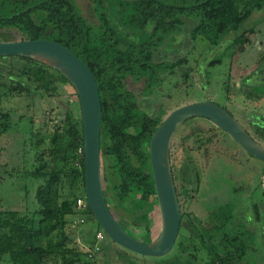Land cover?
I'll list each match as a JSON object with an SVG mask.
<instances>
[{"label":"trees","instance_id":"obj_1","mask_svg":"<svg viewBox=\"0 0 264 264\" xmlns=\"http://www.w3.org/2000/svg\"><path fill=\"white\" fill-rule=\"evenodd\" d=\"M92 4L97 24L88 22L74 0H0V42L15 37L54 41L92 72L101 100L106 202L109 207L133 210L132 222L141 232L140 241L147 244L152 240L151 230L146 214L139 211L148 202L156 203L148 145L162 121L160 116L167 113H146L138 98L158 92L165 82L163 74L176 79L178 73H184L192 82L196 73L193 67L183 70L185 59L164 62L158 55L177 47L185 18L195 21L191 39H203L209 50L245 44L247 33L253 30L247 27L249 19L264 13V0H92ZM232 34L230 42L227 38ZM224 50L209 65L220 64L227 55ZM65 84L68 82L61 74L32 59L0 58V136L10 128L1 108L3 98L49 99ZM248 95L255 100L264 97V86L258 85ZM202 124L210 126L206 120ZM261 133L264 135V130ZM44 137L49 145L41 148L43 138L36 141V147L31 148L33 163L24 173L28 185L36 184L34 210L0 209V264H98V253L92 249L98 224L88 207L85 211L76 208L84 190L81 118L65 111L55 130ZM257 214L254 221L264 234V213L257 210ZM80 219L84 222L75 224ZM88 222L94 225L81 229ZM253 233L244 222L226 221L206 243L200 240L188 247L178 237L174 258L179 264H194L203 249L208 260H200L202 264H241L250 251ZM126 260L139 263L137 258Z\"/></svg>","mask_w":264,"mask_h":264},{"label":"rangeland","instance_id":"obj_2","mask_svg":"<svg viewBox=\"0 0 264 264\" xmlns=\"http://www.w3.org/2000/svg\"><path fill=\"white\" fill-rule=\"evenodd\" d=\"M74 1L88 22L97 24L98 17L93 11L92 0ZM260 17H264V13L253 14L247 27L250 28L252 22L257 21ZM194 26L195 21L193 19L185 18L181 29V38L178 37V43L181 46L177 44L176 48L162 50L159 59L175 61L186 58L188 64L193 68H195V63L199 66L201 64L199 74L203 75L208 90L200 91V86L194 81L189 98L191 100L206 98L224 108L226 106V110L244 128L247 127L259 143L264 145V135L256 134L251 130L243 113L246 111L257 119L260 116L264 117V98L257 101L249 100L243 92L245 78L264 64L262 60L264 58V19L254 25L251 32L247 33V42L236 48L233 56H224L222 64L215 67H207L206 62L215 54L217 57L220 56L222 51L215 53L216 51L213 50L208 57L207 42L201 38L191 40L190 33ZM14 40H19V38L15 37ZM255 74L248 78V85L252 91L255 90V87L252 88ZM58 87V93L49 99L47 97L30 99L24 96H9L1 100L2 111L8 116L10 123L9 131L0 136L1 210L10 209L19 212L34 210L36 184L28 185V179L25 180L26 177L24 176L25 171L29 170L33 163L34 151L31 148L36 147V141L40 138H43V143L39 145L41 148L49 145L48 139H45L44 136L55 130L65 111H70L77 118L81 116L78 98L70 85L65 84ZM172 93L173 97L170 100H167L165 96L155 94L147 99L149 106L153 103L160 105L173 102V108H178L174 103H179L182 98L186 97L177 90ZM194 119L184 122L183 126L186 127L176 134L170 148V162L174 169L175 186L179 194L185 193L184 190L189 188L188 185H184L180 177L181 170L186 168L191 176L195 175L198 179L196 185L190 186L189 190L187 189L188 199L184 200L182 204V213L189 216L205 238L208 236L207 225L212 222V217L217 225H220L228 215L235 216L236 222L247 221L245 223L247 229L255 233L251 235L249 240L250 251H247V257H244L241 264H264V234L262 231L260 232L261 228L258 225L246 220L248 219L246 209L249 207L247 213L250 214L253 203L257 204L254 217L258 215L257 210L264 213V200L259 203L260 194L253 193L258 181L261 187L264 184L263 174L260 173L261 167H259L258 173L254 171V165L262 163L256 159L252 161H246L244 157L239 159L241 153L236 147L226 142L223 132L204 128L200 122L192 121ZM198 120L202 121L201 119ZM101 166L103 170H106L103 163ZM257 166L255 165V167ZM192 180L194 181L193 178ZM227 202L231 203V209L224 210L222 207H218ZM109 208L117 219L122 218L125 221L118 220L122 227L127 226L132 234H138V228L133 224L132 217L128 216L129 213L116 210L111 206ZM127 210L131 211V208L128 207ZM139 212L146 214L147 223L154 238L160 228L157 203L148 202L145 208ZM93 225L88 222L81 229H89ZM68 228L65 229L66 233L69 232ZM183 234H185L184 231ZM76 240L78 243L79 239ZM83 247L88 248V245L85 244ZM117 247L112 245L104 251L101 250L98 254V264H126L125 258L118 256L117 250L124 251L131 258H137L139 263L136 262V264H157L166 258L169 259L168 264H179L178 260L174 258L176 254L174 248L168 255L161 258H140L141 256L138 258ZM198 257L208 260L206 251H204V255H198Z\"/></svg>","mask_w":264,"mask_h":264},{"label":"water","instance_id":"obj_3","mask_svg":"<svg viewBox=\"0 0 264 264\" xmlns=\"http://www.w3.org/2000/svg\"><path fill=\"white\" fill-rule=\"evenodd\" d=\"M8 56L29 58L54 69L73 89L78 98L82 122L83 197L98 224V230L131 256L136 254L141 256L140 258H161L174 248L180 228L181 210L172 177L169 146L174 132L184 121L199 117L209 120L214 126L225 131L245 152L264 162V145L255 141L240 123L219 105L201 101L173 110L149 141L150 167L160 228L149 243H143L119 225L106 202L101 166V100L92 72L64 46L46 39L0 42V58Z\"/></svg>","mask_w":264,"mask_h":264},{"label":"flooded vegetation","instance_id":"obj_4","mask_svg":"<svg viewBox=\"0 0 264 264\" xmlns=\"http://www.w3.org/2000/svg\"><path fill=\"white\" fill-rule=\"evenodd\" d=\"M77 5V4H76ZM78 7V6H77ZM258 23V21H254L253 22V24H251V27L250 28H253L254 27V25H256ZM180 38H181V35H180ZM234 37H233V34H232V36H230V38H227V40H229L230 42H231V40L233 39ZM183 39V38H182ZM192 40V39H191ZM226 44H228V43H226ZM226 44H224V45H226ZM178 45H180V43H178ZM177 45V46H178ZM243 45V44H242ZM181 46V45H180ZM239 46H241V45H237V46H231L230 47V49L229 50H224L222 47H224V46H222L221 48L224 50V51H226V53H227V56L228 57H231V56H233L234 55V50L236 49V48H238ZM180 48V47H179ZM179 50V49H178ZM207 50H208V54H207V56L209 57L210 56V54H211V52H213V50H215L216 52L215 53H218V52H220V51H223V50H219V48H215V49H211V50H209V45H208V47H207ZM216 55V54H215ZM215 55H214V57H215ZM159 57H160V54L158 55ZM226 56V55H225ZM159 57H158V60H160L159 59ZM223 58V57H222ZM222 58H221V63H220V65L222 64ZM182 59H185L186 60V64H185V66H183L184 68H183V70L184 69H186V68H188V67H191L189 64H188V62H187V59L186 58H182ZM211 59H213V57L212 58H209V61L211 60ZM263 61H264V58L262 59ZM160 61H164L165 62V60H160ZM209 61H207L206 62V65H207V67H215V66H217V65H219V64H216V65H209ZM168 62H173V61H168ZM200 66H201V64H200ZM200 66H199V64H197V63H195V68H196V74H194L195 76H194V80L192 81V82H194V81H196L197 82V84L200 86V91H207L208 90V85H206V83H205V81H204V78H203V75L202 74H199L200 72H201V69H200ZM261 68V69H260ZM254 73H256L254 76H255V78H254V86H252V88H254V87H257L258 85H263L264 86V64L261 66V67H259V69L257 70H254V71H252L246 78H245V80H244V88L243 87H241V88H243V92L245 93V95H246V97H247V99H249V100H254V101H257V100H255L252 96H250V95H248L249 93H252L253 91L251 90V87H250V85H248V78L250 77V76H252ZM184 73L183 74H181L180 75V73H178L177 75H176V79H175V77L174 76H171V75H169V74H163L162 75V79L165 81L164 83H163V85H161V87H159L158 88V92H154L152 95H149V96H141V98H138L139 99V102L141 103L142 102V106L145 108V110H146V113H149V114H152V115H159L160 116V114L164 111L165 113H167L165 116H160V118L162 119V121H161V123L165 120V118L173 111V110H175V109H177V107L176 108H173V106H172V104H173V102H169V103H163V104H160V105H157V104H155V103H153V104H150V106H149V104H148V101H147V99L148 98H150V97H152V96H154L155 94H159V95H161V96H165L166 97V99L168 100H170V99H172V97H173V93L172 92H174L175 90H177L180 94L182 93L183 94V96L184 97H186V98H182V100H181V102H179V103H174V104H176V106H178V108L179 107H181V106H184V105H187V104H190V103H196V102H201V101H207V102H212V103H215V102H213V101H211V100H207L206 98H204V99H199V100H196V99H192L191 100V98H189V93H190V89L192 88V82L189 80V79H186V78H184ZM173 79H175V81L173 80ZM203 79V80H202ZM257 81V82H256ZM168 86V87H167ZM167 87V88H166ZM164 88V89H163ZM57 94V93H56ZM55 94V95H56ZM186 94V95H185ZM54 95V96H55ZM264 97H261L260 99H263ZM187 99V100H186ZM260 99H258V100H260ZM215 104H217V105H219L220 107H222L224 110H226L227 109V107L225 106V108L223 107V106H221L220 104H218V103H215ZM159 111H162L161 113H158L157 114V112H159ZM227 111V110H226ZM228 112V111H227ZM229 113V112H228ZM243 113H244V115L246 116L245 118H246V120H247V122H248V124H249V127L251 128V130H253L256 134H259V133H261L263 130H264V121H262V117L260 116L258 119L257 118H255V117H253L252 115H250V114H248L246 111H243ZM230 114V113H229ZM231 116H232V114H230ZM233 118H235L234 116H232ZM199 119H201L202 121H204L205 122V120L206 121H208L209 122V124H210V126L208 125V126H205V125H203L202 124V121H199V120H192V121H197V122H200L202 125L201 126H203L204 128H208V129H210V130H218V131H221V132H223L224 133V137H225V139L227 140L226 142H228V143H230V145H233V147H236L237 149H238V151H239V153H241L240 155H241V157H239V159L240 158H242V157H244L245 159H246V161L248 160V161H252V160H254V159H256V158H254L252 155H250V154H248L247 152H245L237 143H235L234 141H233V139L225 132V131H223L222 129H220V128H218V127H216V126H214L209 120H207V119H205V118H200L199 117ZM236 119V118H235ZM191 120V119H190ZM237 120V119H236ZM187 121V120H186ZM186 121H184V122H186ZM238 121V120H237ZM184 122L177 128V130L174 132V134H173V136H172V138H171V141H170V146H169V157H170V148H171V145H172V142H173V140H174V138H175V136H176V134H178L179 133V131L181 130V129H183V128H185L186 126H183V124H184ZM160 123V124H161ZM160 124H159V126H160ZM208 124V123H207ZM241 125V124H240ZM158 126V127H159ZM183 126V127H182ZM242 126V125H241ZM245 126V125H244ZM157 127V128H158ZM182 127V128H181ZM243 127V126H242ZM246 127V126H245ZM244 128V127H243ZM245 129V131L255 140V141H257V142H259L257 139H255L254 138V136L250 133V131H249V129L246 127V128H244ZM156 131V130H155ZM262 134V133H261ZM150 141V140H149ZM149 146V145H148ZM149 152V151H148ZM245 154V155H244ZM238 159V160H239ZM256 160H258V159H256ZM102 161V160H101ZM149 161H150V156H149ZM258 161H260V160H258ZM243 162H245V161H243ZM246 164H247V162H245ZM260 163H262V164H255L257 167H255V165H254V168H255V172H259V167H261V170H260V173H262L263 174V177H264V162H261L260 161ZM170 165H171V162H170ZM246 167V166H245ZM102 171H103V169H102ZM171 171H172V177H173V181H174V185H175V174H174V169H173V166L171 165ZM180 177L182 178V180H183V183H184V185L186 186V185H188L189 186V188H187L188 190L190 189V186L191 187H193V185H196V183H197V181H198V179H197V176H191L190 174H189V172H188V170H186V168H184V170H181V175H180ZM192 178L194 179V181L192 180ZM195 182V183H194ZM257 184L258 185H256V187H255V190H253V193H255V192H257V193H259L260 194V196H261V198H260V202L259 203H262L263 202V200H264V184L262 185L263 187H261V185H260V183H259V181L257 182ZM175 188H176V186H175ZM184 190L185 191V193H181V194H179V192H178V190H177V188H176V192H177V196H178V199H179V196L181 197L180 199H179V202H180V210H181V207H182V204L184 203V200H187L188 199V190ZM155 201H156V198H155ZM256 203H253V209H251V213L250 214H248L247 213V210L249 209V207L246 209V214H247V216H248V219H246V220H248V222H250V223H254L255 225H258V224H256L255 223V221H254V219H255V217H254V215H255V212H256ZM218 207H222L224 210L225 209H231L230 207H231V203L230 202H227V203H224V204H222V205H220V206H218ZM263 207V206H262ZM128 209V207L125 209V210H122V211H125V212H127V213H129L128 214V216H130V218L132 217V214L134 213L133 212V210L131 209V211L130 210H127ZM116 210H118V209H116ZM120 210V209H119ZM263 212V211H262ZM112 214H113V212H111ZM113 216H114V214H113ZM115 217V216H114ZM214 218H217V217H215L214 216ZM115 219L117 220V222L119 223V221H124L122 218H120V219H117L116 217H115ZM122 219V220H121ZM218 219V218H217ZM119 220V221H118ZM211 223L209 222V224L207 225L208 226V228H207V231H208V236H207V238H205V236L202 234V232H200L199 231V229H197L196 228V226L194 225V223L192 222V220L189 218V216H187V215H185V214H183L182 213V210H181V221H180V228H179V232H178V237L179 238H181V241H183V243H185L186 244V246H188V247H192L193 246V244L196 242V243H198L200 240L201 241H203L204 243H206V242H208L210 239H211V237L213 236H216V234H217V230H218V228L220 227V226H222L223 224H224V222H226V221H230V223L231 222H236V219H235V216H233V215H228L224 220H223V222L220 224V225H217V222L213 219V217H212V219H211ZM125 222V221H124ZM237 224L238 223H243L242 221H240V222H236ZM244 223H246V221L244 222ZM133 224H135L134 222H133ZM119 225H120V223H119ZM136 226H137V228H138V225L137 224H135ZM121 226V225H120ZM122 227V226H121ZM258 227L259 228H261L260 227V225H258ZM126 232H128L131 236H133V237H136L137 239H139L140 240V236H141V232H140V230H139V228H138V234H132L129 230H128V227L126 226V227H122ZM183 231L185 232V234H183ZM260 232H261V229H260ZM211 233V234H210ZM150 234H151V238H152V232L150 231ZM178 237H177V239H178ZM177 241V240H176ZM106 242V243H105ZM112 242V241H111ZM111 242H108V239H107V237L104 235V238H103V240L100 242V251L98 252V254L101 252V248H102V251H104V250H106V249H108V248H110V247H112V245H114V244H111ZM199 244V243H198ZM116 246V245H115ZM117 247V246H116ZM117 251H119V253H117L118 254V256H122V257H124L125 258V262H127V260L126 259H128V257H130L129 255H127L124 251L123 252H120V250H117ZM204 251L205 250H200L196 255H197V260L195 261V263L194 264H202V262L200 261V260H202V261H206L207 259H205V258H199L198 257V255H204ZM185 257V255H181V258H184ZM207 258V257H206ZM205 259V260H204ZM106 264H108V263H106ZM127 264V263H126Z\"/></svg>","mask_w":264,"mask_h":264},{"label":"built area","instance_id":"obj_5","mask_svg":"<svg viewBox=\"0 0 264 264\" xmlns=\"http://www.w3.org/2000/svg\"><path fill=\"white\" fill-rule=\"evenodd\" d=\"M79 153H80V150H79ZM87 207L88 206H87V204L85 202L84 197L83 198L82 197L77 198V200H76V208L77 209H79L80 211H85L87 209ZM83 222H84V220L83 219H80L75 224H77V223L82 224ZM103 238H104L103 232L100 231V230H98L96 232L95 236H94V245L92 247V249H93L94 252H97L98 253L100 251V242L103 240ZM90 249L91 248H89V251L92 250V249L91 250Z\"/></svg>","mask_w":264,"mask_h":264}]
</instances>
